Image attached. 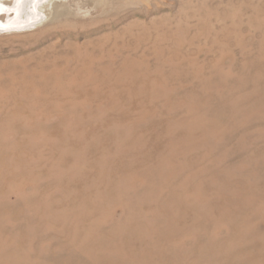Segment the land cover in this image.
<instances>
[{
	"label": "rangeland",
	"instance_id": "1",
	"mask_svg": "<svg viewBox=\"0 0 264 264\" xmlns=\"http://www.w3.org/2000/svg\"><path fill=\"white\" fill-rule=\"evenodd\" d=\"M37 13L0 29V264H264V0Z\"/></svg>",
	"mask_w": 264,
	"mask_h": 264
},
{
	"label": "bare ground",
	"instance_id": "2",
	"mask_svg": "<svg viewBox=\"0 0 264 264\" xmlns=\"http://www.w3.org/2000/svg\"><path fill=\"white\" fill-rule=\"evenodd\" d=\"M45 1L46 0H16L14 2V5H12L13 2L10 3V5L8 4L9 6L8 5L4 6V5L0 4V12L3 11V10H6L7 11L6 13L8 14V12L11 9L14 8L16 10V9L19 8L20 9V13H19L20 17L26 18L28 20V21L27 20L26 21L29 22V24H36L37 21L32 20V19H37V17H38V16H35L36 15L35 14V12H36L35 10H37V12H38L43 7V2L45 3ZM15 4H17V7H15ZM51 5H52V3H51ZM51 5L49 6L50 8H51ZM43 15H42V17L40 16V19L44 17ZM11 18L12 17L8 18V20L11 19ZM3 22H4V20L1 21V19H0V24H3Z\"/></svg>",
	"mask_w": 264,
	"mask_h": 264
},
{
	"label": "water",
	"instance_id": "3",
	"mask_svg": "<svg viewBox=\"0 0 264 264\" xmlns=\"http://www.w3.org/2000/svg\"><path fill=\"white\" fill-rule=\"evenodd\" d=\"M15 7H17V4H15ZM5 9V8H4ZM19 9V8H18ZM11 9L9 12H13V16L11 19H9L8 21H6L3 24H0V29L5 30V29H9V28H23V26L29 24V22H27L28 20L24 17H20V9ZM35 16H38L37 19H32L35 21H38L40 19V15H38L37 12H35ZM27 20V21H26Z\"/></svg>",
	"mask_w": 264,
	"mask_h": 264
}]
</instances>
